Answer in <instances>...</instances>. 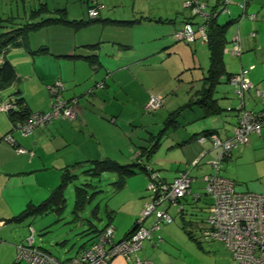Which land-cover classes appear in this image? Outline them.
Wrapping results in <instances>:
<instances>
[{
    "label": "crops",
    "instance_id": "1",
    "mask_svg": "<svg viewBox=\"0 0 264 264\" xmlns=\"http://www.w3.org/2000/svg\"><path fill=\"white\" fill-rule=\"evenodd\" d=\"M38 2L39 11L33 12L35 7L22 19L17 13L13 14V8L7 13L0 7V19L8 20L11 24L8 26L60 16L70 22L56 21L29 29L23 45L6 51L2 61L7 60L13 65L16 80L0 90V102L12 98L18 90V96L24 99L31 113L47 111L51 99L48 86L60 79L64 83L63 97L77 100L76 114L72 118L53 119L46 126L23 136L19 130L12 129L8 114L0 111V264H29L17 260V246L29 235L31 226L35 237L45 234L41 230L48 225L37 217L60 213L49 211L40 216H28L19 222H11L10 218L27 207L43 202L60 185L66 168L76 173L81 166L77 163L89 166V161L102 159L130 163L138 149L148 145L151 136L159 134L161 143L167 132L172 130L168 135L172 139L169 148L176 149V155H168L167 159H173V163L163 166L164 173L159 172L163 179L172 181L194 160H199L195 168L200 169L219 154V148L212 147L209 140L202 146L192 144L197 141L191 138L193 134L210 129L224 139L231 135L237 117V113L225 109L234 105L235 99L232 85L221 77L212 85L210 103L213 108L198 101L201 91L211 83L205 78L210 53L206 42L198 36L192 43L174 39L173 32L188 19L195 26L203 21L202 16L190 18L183 0H100L98 16L92 19L88 11L85 15L83 6L82 13L78 14L63 5L50 8L46 1ZM91 2L86 0L87 10L93 6ZM207 2L208 10L215 8L216 0ZM247 12L254 13L256 19L250 20V24L244 23V19L237 22V29L233 28L230 35L239 33L244 51L236 56L227 47L231 41H228L227 33L236 24L234 22L226 32L223 66L228 73H236L240 68L248 70L251 87L244 94L245 108L264 113V102L259 96V92L264 94V0H250ZM219 15L217 21L224 23L235 20L239 14L224 22H220ZM76 21L86 23L75 27L72 23ZM249 31L255 35L251 37ZM226 55L238 57L236 65L227 63L228 67ZM150 93H158L163 98L162 107L151 112L145 109ZM171 114H177L174 125H166L165 121ZM203 119H206L205 122ZM7 134L25 151L16 152L4 138ZM158 147L150 159L154 158ZM260 151L264 156V127L260 134H252L247 144L234 148L228 159ZM204 166L202 174L211 171L209 166ZM223 175L227 178L224 172ZM128 178L122 188H114V191L129 185ZM115 179L116 175L113 181ZM231 181L235 189H239L234 180ZM194 182L199 181L194 178L192 187ZM198 184V189L192 188L193 192H200L202 179ZM135 191L136 203L126 213V218L117 221L115 211L118 207L110 212L106 208L107 218L101 221V226L87 221L88 227L76 233L79 239L85 237V240L64 260L88 247L98 232L109 225L114 228V240L123 239L134 226L145 202L150 199L144 180H138ZM95 193L96 190L90 195L88 193L86 203ZM82 210L72 212L73 222L82 220ZM91 213L102 220L97 205ZM169 213L172 221L163 224L137 253L142 260L140 264H235L222 242L204 240L200 235L206 217L198 222L196 216V220H190L187 225L198 238L196 240L188 236L182 223H173L174 217H179L173 207ZM189 215L187 213L184 217L188 219ZM82 224L83 221L80 226ZM184 249L186 254H183ZM109 264L136 263L133 258L127 261L117 256Z\"/></svg>",
    "mask_w": 264,
    "mask_h": 264
},
{
    "label": "built area",
    "instance_id": "2",
    "mask_svg": "<svg viewBox=\"0 0 264 264\" xmlns=\"http://www.w3.org/2000/svg\"><path fill=\"white\" fill-rule=\"evenodd\" d=\"M234 1L241 7L237 22L245 18L253 21L256 19L254 13L247 12L250 0H217L216 8L210 10L207 9V0H183V5L189 10L191 16H202L206 20L222 13L230 15L229 5ZM91 3L93 6L88 10V16L92 19L98 16L101 4L100 0H92ZM254 35V32H250L251 37ZM196 36L206 41L204 24L195 26L184 22L173 32L174 39L188 43L195 41ZM231 42H233L231 53L240 56L244 51V46L238 32L232 35ZM247 75L248 70L240 68L229 77V82L238 98L237 120L231 135L224 139L215 134L210 137L204 135L197 137L199 143L209 140L212 147L219 148L218 156L209 162L211 171L201 177L202 191L210 197L211 204L205 219V227L200 235L204 240L222 242L235 264H264V193L237 191L233 181L219 175L224 159L230 155L233 148L239 144L248 143L250 135L260 134L264 127V113L245 108L244 94L251 87ZM48 89L51 94L49 109L30 114L24 122L12 124V129L19 130L23 136H27L36 128L46 126L53 119L75 116L77 100H67L62 97L64 83L57 79L48 86ZM259 96L264 102V94L259 92ZM162 104V96L158 93H151L145 109L153 111ZM16 108L17 105L10 99L0 102L2 112L8 113ZM4 138L14 146L16 152L25 151L24 148L15 144L10 134ZM198 164L199 160H194L172 181H162L158 171L149 169L147 189L150 191V199L143 205L135 220V228L128 237L114 240V228L109 225L98 232L96 239L88 247L83 248L74 257L60 261L45 250L34 246V230L31 226L29 235L23 243L17 246V260H24L29 264H109L113 258L121 256L127 261L133 258L136 264H140L142 260L137 253L142 249L144 242L150 241L163 224L172 221L168 208L173 206L179 211L183 208L184 197L199 196L191 190L194 178L190 175L191 169L197 167Z\"/></svg>",
    "mask_w": 264,
    "mask_h": 264
},
{
    "label": "rangeland",
    "instance_id": "3",
    "mask_svg": "<svg viewBox=\"0 0 264 264\" xmlns=\"http://www.w3.org/2000/svg\"><path fill=\"white\" fill-rule=\"evenodd\" d=\"M38 1L40 0H24V2L20 0H11L10 2L8 0H0V7L7 13H9L11 8H13V14L17 13L18 14L17 16H20V18L22 19V16L26 15L31 9L39 5ZM43 1H46L50 6V8H53L54 6L57 5H63L65 7H68V10L76 11L78 14L82 13L81 6H83L84 9L83 12L87 16L86 11L88 10L86 7L87 6L86 0H83V2H81V0L80 1L79 0H43ZM229 8H230V12H232L233 15L230 16L225 13L220 14L218 17V19L221 20L220 22H224L229 17H236L241 12V7L237 4L236 1H234L233 4H230ZM243 22L249 24L251 23V21L248 19H244ZM237 26L238 23L233 25L228 31L227 33L228 41L231 39L230 37L231 30L233 28L237 29ZM232 43L233 42L229 41L227 43V47H230L231 49ZM185 45L189 46L187 44ZM226 59L229 60V61L225 60L226 64L228 63V64L236 65V62L239 58L235 56L228 57V55H226ZM204 120L206 119H203V122H205ZM169 132L171 133L172 130H169L167 132V135L162 138V141L160 143V146L158 147V150L154 158L152 157V159H150V161L148 162L149 163L148 166L153 167V169L155 170L158 169L159 172H163V173H164L163 166L166 164H170L171 166V163H173L172 162L173 159L170 158L167 159V156L176 155L175 153L176 149L169 148V145L172 142V139L168 138ZM194 143L202 146V143L200 144L197 141H194L192 144ZM206 159L208 158L206 157ZM173 165L175 166V164ZM87 166L88 165L76 169L77 178L72 183H70L66 188L65 191L66 205L64 210L59 215H56L54 213H49L45 216L37 217L38 219H41L40 221L46 223L48 226L41 230L42 232H45V234L36 235L37 238L35 237L34 234V246H37L39 248L41 247V249L45 250L50 255L56 257L61 261L64 260L67 255L69 254L71 255L76 249V247L79 245V243L85 240V237L79 239V235H77L76 233L81 229H85L86 227H88L87 221H91L95 226L98 227L101 226V221H104L107 218V212L105 213L106 208L108 212H110L111 209L116 210V207H118L117 211H115V218L117 221L120 220V218H126L127 216L126 213H129V210L132 208L133 203H136L135 190L137 189L138 180H144L147 195L150 196V191L147 189L148 179L143 173H138L136 175H132L131 177H129L128 178L129 185H126L123 188V190L115 192L114 185L112 183L115 176L114 173L107 171V172H103L99 178H93V177L87 178L82 173L83 170L87 168ZM208 166L210 167L209 164L204 167L208 168ZM202 167L200 169L198 168L191 169L190 175L196 178L197 181H199L193 183V187H192L193 190L198 189L197 185H199L198 183H200V179L204 174V173L202 174V172L205 170ZM223 172L225 173V176L227 178L234 180L236 187L239 188L237 189L238 191H252L257 193H264L263 151L257 152L255 154H253L252 152H247L243 156H239V157H236L234 155L232 159L229 158L227 161L223 162V169L220 172V175L224 177ZM87 182L91 183L92 185H95V188L92 189L88 188L89 195L91 192L95 190L96 193L92 196L90 202L86 203L84 209L80 213L82 220L73 222L72 220V216H73L72 212L74 206L73 190L76 185H82ZM99 190L100 192H97ZM199 190L202 192V189ZM96 205L99 208V213L102 220H98V218L93 216L91 213ZM201 205L202 203H199V206ZM207 213L208 210L206 208H204L202 211H199L197 215V221L202 222V219H204L207 216ZM173 220H174L173 221L174 224L181 225L180 224L181 220L179 217L175 216ZM82 221L83 224L80 226V223ZM121 225L123 226L124 223H122ZM63 240L65 241L63 242ZM183 254H186L185 249Z\"/></svg>",
    "mask_w": 264,
    "mask_h": 264
},
{
    "label": "trees",
    "instance_id": "4",
    "mask_svg": "<svg viewBox=\"0 0 264 264\" xmlns=\"http://www.w3.org/2000/svg\"><path fill=\"white\" fill-rule=\"evenodd\" d=\"M217 6V0H216V5ZM214 8V9H215ZM39 11V8H35L33 12ZM196 16H190V18H195ZM56 21H65V22H70L69 20H64L63 17H46L39 19L38 21L35 22H25L22 25L19 26H8L11 25L8 20H3L0 19V90L4 89L8 86H11L15 80H16V71L13 67V65L8 62L7 60H3L2 58L4 54L6 53L7 50L13 47H19L23 45V41L26 36V32L29 29L41 26V25H48ZM238 21V17H236L235 20H228L224 23H219L217 21V17H209L206 20L203 19V21L199 24H204L205 25V32H206V45L209 50V68L207 72V78L206 80L208 82L211 81L209 86L201 91L200 94V99L198 101L203 105L207 106L208 108H213L211 106L210 101L211 99V93H212V87L214 86L215 82L221 77L229 82V77L234 74V73H228L225 71L224 66H223V47L224 43L226 41V32L228 27ZM187 22H192L190 19L187 20ZM85 21H76L75 23H72L75 27L83 24L85 25ZM197 24V25H199ZM6 28V30H4ZM8 28V29H7ZM26 33V34H25ZM230 83V82H229ZM213 85V86H212ZM233 87V86H232ZM64 91V90H63ZM63 93V92H62ZM234 93V89H233ZM19 91L17 90L12 98H9L12 102H14L17 105L16 109H13L9 111L8 117L11 122V125L16 123V122H24L25 120L28 119L29 115L34 113L28 109L24 99L20 98L18 96ZM151 94V93H150ZM149 94V95H150ZM63 97V95H62ZM64 98V97H63ZM234 99H235V104L232 106H227L225 109L227 111H233L234 113L236 112V107L238 106V98L235 96L234 93ZM151 112V111H149ZM177 114H171L165 121V124H171L174 125V122L176 120ZM237 120V117H236ZM236 124V122H235ZM234 124V125H235ZM215 134L214 130L210 129H205L200 131L198 134H193L192 139H197L198 136L204 135L206 137H210L211 135ZM255 134V133H252ZM251 134V135H252ZM216 135V134H215ZM250 135V137H251ZM160 135L156 136H151L150 139H148V145L141 146L138 149V153H136L135 156L132 157V161L127 164H120L115 160L111 159H102V160H91L89 161V166L83 170V174L87 178H99L100 175L103 172H114L116 175V179L112 182L114 185V188L116 190L122 188L124 186V183L126 179L130 176H132L135 173H143L147 179L149 178L150 175V170H155L153 167L148 166L150 157L152 153L157 149L158 145L160 144ZM250 141V139H249ZM247 144V143H246ZM241 145V144H239ZM237 145V146H239ZM236 146V147H237ZM235 147V148H236ZM234 150V148H233ZM232 150V151H233ZM231 151V152H232ZM231 154V153H230ZM230 156V155H229ZM228 156V157H229ZM226 157L224 161L228 159ZM82 163V162H81ZM77 163V165H81L79 167L83 166V163ZM76 167V166H75ZM78 167V168H79ZM223 169V167H222ZM220 169V172L222 171ZM158 171V170H156ZM183 171V170H182ZM159 172V171H158ZM181 172V171H180ZM160 174V173H159ZM222 176V175H220ZM77 177V174L74 172H71L67 168L64 170L63 175H62V182L58 187H56L51 194L40 204L34 205L31 207H27L24 209L22 212H20L18 215L13 216L10 218L11 222H19L25 219L28 216H37V215H44L48 213L49 211H54L56 213H61L66 205V197H65V191L66 187L74 181V179ZM223 177V176H222ZM225 178V177H224ZM160 179L162 181H167L163 179L160 176ZM93 186L95 188V185H92L91 183L87 182L82 185H76L74 188V207H73V212L78 213V211L82 210L86 201H87V196H88V189L87 187ZM203 188V187H202ZM191 190H192V184H191ZM193 192V190H192ZM199 194L196 198L191 197L190 195L187 197H184L183 199V208L181 210H177V208L173 207L177 215L180 217L182 227L186 230L188 236L192 238H196L195 235L192 233V231L187 228V225L190 220H196V216L198 215L199 211H202L204 208L208 210L209 205L211 204V199L210 197L205 194L203 191L201 192H196ZM199 203H202L201 206H199ZM168 208V212L170 208ZM190 214L189 218L186 219L184 217L185 214ZM170 214V213H169ZM193 216V218H191ZM172 218V216H171ZM137 219V218H136ZM204 219H202L203 221ZM105 229V228H104ZM101 231V230H100ZM99 231V232H100ZM132 233V230L128 232V234L125 235V237H128ZM97 236V235H96ZM114 236V232H113ZM201 237V236H200Z\"/></svg>",
    "mask_w": 264,
    "mask_h": 264
},
{
    "label": "water",
    "instance_id": "5",
    "mask_svg": "<svg viewBox=\"0 0 264 264\" xmlns=\"http://www.w3.org/2000/svg\"><path fill=\"white\" fill-rule=\"evenodd\" d=\"M13 86H16V84H14ZM134 228H135V226H133L131 230H133Z\"/></svg>",
    "mask_w": 264,
    "mask_h": 264
}]
</instances>
